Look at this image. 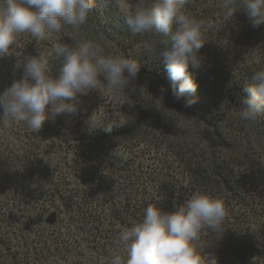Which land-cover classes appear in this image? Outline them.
Masks as SVG:
<instances>
[{"label":"trees","instance_id":"1","mask_svg":"<svg viewBox=\"0 0 264 264\" xmlns=\"http://www.w3.org/2000/svg\"><path fill=\"white\" fill-rule=\"evenodd\" d=\"M224 4L183 6L201 23L203 39L205 25L218 22L237 51L234 66L217 69L198 54L202 66L189 68L198 84L191 105L187 95L174 94L163 35L133 34L114 0H95L86 22L54 33L52 43L21 34L27 46L18 38L0 57V92L23 77L18 62L41 51L57 75L54 48L61 42L74 48L78 40L92 41L141 65L136 80L117 89V101L78 95L75 113L51 115L38 133L23 122L0 121V264H111L116 255L126 258L120 232L142 221L149 204L172 212L196 193L226 208L221 235L201 233L205 253L217 264H264V117L240 118L245 89L264 70V23L253 27L243 7L227 17ZM92 115L125 123L111 132L90 130ZM122 149L140 159L138 166L116 155Z\"/></svg>","mask_w":264,"mask_h":264},{"label":"clouds","instance_id":"2","mask_svg":"<svg viewBox=\"0 0 264 264\" xmlns=\"http://www.w3.org/2000/svg\"><path fill=\"white\" fill-rule=\"evenodd\" d=\"M185 3L186 0H151L125 15L124 22L133 34L163 35L165 48L161 54L174 94L178 99L187 95L190 98L186 103L191 105L196 102L198 84L189 68L202 66L198 53L206 41L201 23L183 12ZM94 4L95 0H0V57L10 53L20 34H29L40 42L49 34L78 28L88 20ZM238 5L234 6V0H225L224 14L233 17L243 7L253 27L264 23V0H238ZM54 52L61 58L55 76L42 51L18 62V67L23 66V77L0 92V121L6 126L10 118L38 133L51 115L75 113L78 95L101 90L102 82L125 90L136 80L141 67L137 58L106 54L92 41L78 40L74 48L61 42ZM253 79L257 83L245 89L247 95L240 111V118L250 122L264 117V70L254 72ZM124 123L121 119L104 124L94 115L88 120L90 130L102 128L106 132ZM225 217L223 200L207 194L191 195L172 212L149 204L142 221L120 232L126 258L116 255L111 264H217L215 256L205 253L201 233L208 229L221 235Z\"/></svg>","mask_w":264,"mask_h":264},{"label":"rangeland","instance_id":"3","mask_svg":"<svg viewBox=\"0 0 264 264\" xmlns=\"http://www.w3.org/2000/svg\"><path fill=\"white\" fill-rule=\"evenodd\" d=\"M119 8V10H121L123 15H128V14H132L135 9L137 7L140 6H144L145 0H114ZM219 22H221V20H219ZM205 29H204V40L206 41L204 43V46L200 49L199 53L201 55H204L205 58L209 59V61L211 62V65L213 66L214 69H217V66L219 67H225L227 64H229L230 66H234L235 63V59L233 58V56H235L237 54L236 53L233 55L232 52V47L228 46V41L227 38L224 36L223 29L220 25V23L218 22H211L208 23L207 25H205ZM228 28V31H230L231 27L230 26H226ZM236 27V26H235ZM207 28V29H206ZM62 33V32H61ZM18 38L22 39V45L23 46H27L28 43V39H23L24 37L21 36V34L19 35V37H17L16 40H18ZM19 39V40H20ZM58 39V35L57 34H49L46 38V42L48 43H52L53 41ZM255 42V41H254ZM165 47V45H164ZM249 48L251 49L252 46L250 45ZM15 55H18V52H14ZM13 54V55H14ZM247 56V55H246ZM249 56V55H248ZM117 92L118 90L116 88H112L111 86L106 85V83L102 82L101 84V90L99 89H94L89 91L87 94H83L85 95V97H97L103 100H112V101H117ZM162 99L166 100L164 97H162ZM167 102V100H166ZM262 152V153H261ZM260 153L262 154L261 157L263 159L264 162V151H261ZM116 155H122V158H126L127 161L129 160H134L135 159V164L138 166V161L140 160L139 158H132L133 156H131L130 154H126L124 152V150L122 149L121 151H119ZM131 162H134L132 161ZM166 172V171H164ZM170 173H172V171L169 172L168 177L173 178V176H170Z\"/></svg>","mask_w":264,"mask_h":264}]
</instances>
